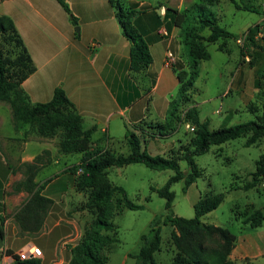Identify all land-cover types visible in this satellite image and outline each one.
Wrapping results in <instances>:
<instances>
[{"label": "crops", "instance_id": "1", "mask_svg": "<svg viewBox=\"0 0 264 264\" xmlns=\"http://www.w3.org/2000/svg\"><path fill=\"white\" fill-rule=\"evenodd\" d=\"M66 1L78 18V29L58 0H0V15L13 19L36 67L22 82L30 102L51 100L61 86L82 116L84 128L95 127L94 148L125 154L122 149H129L127 133L135 131L143 148L147 141L154 142V155H173L172 145L160 150V139L174 132L162 128L167 126L170 102L180 85L176 65L187 69L176 16L166 13L160 0H135L150 5L137 14L135 23L149 44L153 62L133 71L131 41L123 32L114 4L110 0ZM159 4L161 8L156 7ZM225 49L233 53L236 50L229 44ZM168 52L174 55L176 65L166 64ZM235 70L236 76L224 94L235 92L244 101L245 71L239 65ZM236 111L239 109L229 106L225 119H231ZM26 125L29 124L17 129L12 113H0V223L4 227V235L0 231V264H34V260L41 264H69L71 246L80 240L89 216L82 208L86 197L75 185L77 175L68 169L80 162L81 154L70 161L65 157L69 154L55 149L49 138L40 136L31 125L26 129ZM45 150L50 154L44 157L45 164L35 180L45 183L39 181V175L50 170L42 193L54 202L40 232L31 236L20 233L13 219L29 193L15 192L13 185L24 177L23 163L33 162ZM66 183L70 191H56V185L65 187ZM259 185L264 186V179ZM244 221V217L240 218L238 230H231L236 241L229 257L235 264H264V223L252 227ZM32 245L39 247L42 254L21 260L20 251Z\"/></svg>", "mask_w": 264, "mask_h": 264}, {"label": "trees", "instance_id": "2", "mask_svg": "<svg viewBox=\"0 0 264 264\" xmlns=\"http://www.w3.org/2000/svg\"><path fill=\"white\" fill-rule=\"evenodd\" d=\"M58 1L77 26L78 18L72 12L68 2ZM110 1L116 8L124 34L131 41V69L140 71L153 62V57L146 38L136 26L135 19L137 14L150 8V5L132 1V4L127 6L122 0ZM218 2L219 0H200L179 13L170 8L166 10V13L173 11L177 13L175 22L181 27L182 41L190 57L187 69H182L181 65L175 64L180 85L176 98L170 102L172 110L169 111L171 114H168L167 126L162 128L176 130V125L181 124L182 121L192 123L193 136L190 143L181 150L183 157L178 156L180 152L175 154L176 151L170 156L149 154L143 148L141 137L135 131L127 133L128 154L94 148L92 134L95 127L84 128L82 116L76 111L73 102L61 86L55 89L51 100L31 103L22 87V82L35 71L36 67L13 19L8 15H0V102H7L10 105L17 129L19 125L29 124L40 136L47 138L60 132L62 138L59 141V151L63 154H81L80 162L70 165L68 169L72 174L77 175L75 179L77 190L88 191L86 206L95 216L85 227L77 244L71 246L72 256L69 264H108L107 259L101 254L108 245L117 241V238L110 233L116 232V225L112 221L113 216L121 208L144 207L143 204L133 202L126 189L114 184L109 177V168L123 167L132 163H142L155 170L173 169L175 171L162 187H152L159 196L166 199L165 213L156 216L151 221L149 232L141 236L143 243L135 255L136 264H158L155 253L161 249L162 223H170L173 226L171 238L176 251L173 264H235L229 256L234 247L236 235L228 227L202 220L204 214L219 206L224 199V193L198 200L194 206V217L179 216L173 210L175 199L173 184L184 179L185 187H188L203 173L196 161L198 155L206 153L213 144L219 145L243 135L248 136L246 140L248 146L258 143L264 137V102L261 113H254V119L217 129H211L209 120L200 118L199 109L195 106L186 107L184 113H181V107L189 101L191 90L200 74L201 62L211 57L206 43L222 40L219 49L223 50L226 48L227 40L240 38V34L228 30L218 22V17L210 16L207 12L208 6L217 5ZM231 2L237 9L264 13L256 0H231ZM261 28L264 30V20L262 23L249 27L248 32L251 35L248 38L260 50L257 52L264 54V46L258 45L252 37ZM245 36L247 37L248 34L246 33ZM11 41H15V47L19 49L14 58L11 54L16 52V49L11 47ZM7 44L10 47H7ZM12 67H16L17 73L12 71ZM260 76L264 79V70ZM257 86L260 89L259 81ZM260 95H264L263 89H260ZM49 154L50 151L45 150L37 155L33 162L23 163L24 177L13 185L15 192L29 193L27 200L13 215L22 234L33 236L39 233L53 205V199L42 193L44 184L35 180L45 164L44 157ZM182 159L186 160L190 167L188 174L181 169L179 160ZM79 169H82V173L77 174ZM252 176V181L247 183L245 188L255 187L264 179V155L258 159ZM244 222L252 227L261 226L264 223L263 211L255 210ZM0 231L4 235L2 223H0ZM33 263L41 264L38 260H34ZM245 264L259 263L248 261Z\"/></svg>", "mask_w": 264, "mask_h": 264}, {"label": "rangeland", "instance_id": "3", "mask_svg": "<svg viewBox=\"0 0 264 264\" xmlns=\"http://www.w3.org/2000/svg\"><path fill=\"white\" fill-rule=\"evenodd\" d=\"M132 1L135 0H122L127 6H130ZM160 1L165 4L163 6L166 10L170 8L179 13L200 0ZM256 1L264 11V0ZM156 7L161 8L162 6L159 4ZM207 12L210 16H218V22L228 30L237 34L239 32L241 41L237 39L226 41V46L229 44L235 47L234 53L226 49H219L222 40L206 43L211 57L201 62L200 74L191 90L189 101L181 107V113H184L186 107L195 106L199 109L200 118L209 120L211 129H217L252 120L255 118L254 113H261L264 95H260V89L264 90V79L261 78L260 73L264 70V54L261 56L257 54V51L260 50L248 38L251 35L248 30L249 27L263 22L264 13L237 9L231 0H219L217 5L208 6ZM171 13L174 16L177 15L174 11ZM78 27L79 25L76 28ZM246 33L248 34L247 37L245 36ZM252 37L258 45L264 46L263 28L256 31ZM6 46L10 47L9 44ZM15 46V41H11V47L16 49V52L11 54L12 58L17 55L19 50ZM183 59L186 64L190 59L186 47ZM238 65L243 66L245 71L244 90L246 96L244 101L240 96L235 95L234 90V94H224L233 77L236 76L234 69ZM231 69L234 74H231ZM12 71L17 73L16 67H12ZM258 81L260 82V89L257 86ZM229 106H234L239 111L234 112L231 119H225ZM171 110L172 107L169 111L171 112ZM0 113H12L10 105L4 102L0 103ZM28 127L29 125H26V129ZM192 136L193 131L188 130L186 123L182 121L181 124L176 125L173 134L160 139V150L164 149V145H172L175 147V154L180 152L178 156L183 157L181 150L190 143ZM61 138L60 132L49 138L55 149H59ZM247 138V135H243L219 145L213 144L206 153L196 157L197 164L202 169V175L188 187H185L184 179L172 186V190L175 192L173 202L175 214L187 218L194 217L196 202L201 198L217 193H224V199L216 209L202 216V220L206 223L228 227L235 232L238 230L240 218L244 217L246 220L258 209L264 213V186L245 188V185L252 179L251 173L256 170L258 159L264 155V137L258 143L250 146L246 145ZM152 143L154 142L147 141L144 145L147 147H145L147 152L154 155ZM128 151V147L122 149L125 154ZM79 155L73 153L65 157L74 161L79 158ZM159 155L168 156V153H159ZM179 163L182 171L188 174L190 167L187 161L182 159L179 160ZM174 173L173 169L155 170L142 163H132L109 169V177L112 182L123 186L128 192L129 198L137 204H143L144 207L140 209L121 208L113 216L112 221L116 225V232L110 233L117 238V241L108 245L101 254L107 259L108 264H136L135 255L143 243L141 236L149 232L151 221L156 216L165 213L166 199L159 196L152 187H162ZM50 176V170H44L39 175V181L46 183ZM55 189L59 192L60 190H69L70 187L66 183L65 187L56 185ZM80 192H83L86 197L82 207L89 215L85 224L86 227L95 214L86 206L88 191ZM161 227V249L155 253V257L158 264H173L176 252L171 238L173 226L170 223H162ZM105 232L107 233V231Z\"/></svg>", "mask_w": 264, "mask_h": 264}, {"label": "built area", "instance_id": "4", "mask_svg": "<svg viewBox=\"0 0 264 264\" xmlns=\"http://www.w3.org/2000/svg\"><path fill=\"white\" fill-rule=\"evenodd\" d=\"M238 41H241V39H237ZM176 63V59L174 57V55L171 53V52H168V55H167V59H166V64L168 65H174ZM186 123V126H187V129L190 130V131H194V126L192 125L191 122H185ZM82 173V169H79L77 174H80ZM42 254V250L35 246V245H32L30 246L29 248H26V249H23L20 251V253L18 254V257L21 259V260H28L32 257H37V256H40ZM6 264V263H4Z\"/></svg>", "mask_w": 264, "mask_h": 264}, {"label": "water", "instance_id": "5", "mask_svg": "<svg viewBox=\"0 0 264 264\" xmlns=\"http://www.w3.org/2000/svg\"><path fill=\"white\" fill-rule=\"evenodd\" d=\"M78 29V28H77Z\"/></svg>", "mask_w": 264, "mask_h": 264}]
</instances>
